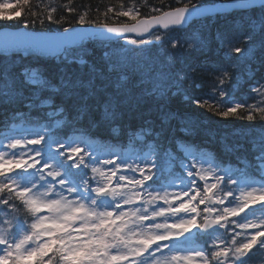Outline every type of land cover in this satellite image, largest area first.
Masks as SVG:
<instances>
[{"label": "snow or ice", "instance_id": "obj_1", "mask_svg": "<svg viewBox=\"0 0 264 264\" xmlns=\"http://www.w3.org/2000/svg\"><path fill=\"white\" fill-rule=\"evenodd\" d=\"M233 7L251 11L245 30L193 37L186 51L200 54L198 63L186 62L179 40L163 47L162 36L145 38L160 17L116 27L86 25L79 15L80 27H62L63 18L49 12L38 17L39 33H15L5 51L24 55L0 59V108L8 112L5 127L21 119L36 128L0 137V264H248L253 250H264V216H255L257 207L264 210V135L251 142V160L234 170L208 158L196 140L199 125L172 108L180 97L208 104L190 94L203 87L198 78L224 100L243 67L257 59L264 65V0ZM202 8L166 12L164 27L189 24ZM119 15L135 20L139 13ZM96 44L103 49L98 60ZM220 49L227 66L210 59ZM229 105L217 115L245 109ZM257 112L264 108L248 105L247 120Z\"/></svg>", "mask_w": 264, "mask_h": 264}, {"label": "trees", "instance_id": "obj_2", "mask_svg": "<svg viewBox=\"0 0 264 264\" xmlns=\"http://www.w3.org/2000/svg\"><path fill=\"white\" fill-rule=\"evenodd\" d=\"M0 0V28L3 26H25L27 28L41 29L38 17H47L49 12L54 16V19L60 20L63 18L62 27L77 24L79 15H85V24L97 23H124L132 21V16L124 17L119 13L122 11L133 10V13H139L138 16L154 14L162 9L173 7L182 4L183 0ZM188 0L186 3H192ZM72 11L69 12L68 9ZM111 9V11H109ZM22 14V15H20ZM251 11H242L234 14H227L219 17L216 21L208 22L203 28L196 29L209 39H213L217 34L226 36H236L245 30L244 21L249 18ZM137 16V17H138ZM5 17H16V19L5 20ZM36 20L33 24L32 21ZM46 22L44 27H48ZM54 28H61V25H52ZM184 51V58L187 63H198L203 57L195 52ZM94 58L99 59L100 50L97 46H93ZM19 59L21 55H13ZM1 58V57H0ZM45 60L50 57L43 58ZM211 61L217 64H226V58L223 56V49L216 51L210 57ZM197 83H203V87L193 89L190 94L199 96L202 100H207L208 104L203 107H198L185 103L183 97L175 98L172 103V108L183 113L182 118L194 121L199 125L198 135L196 140L202 144L203 151L207 153L208 158H222L230 162L233 169L243 168L248 160H251V142L258 140L260 131L264 130V113H254L255 119L247 120V106L264 108V102L257 103L256 96L253 95L251 89L264 86V65L257 59L252 63L242 68L238 73V83L233 81L228 87L230 93L227 99L222 100L218 92L213 93L211 81H202L198 78ZM187 85V81H185ZM264 89V87H263ZM229 100L232 104L241 102L245 104L244 110H238V114L229 117H220L217 111L224 110L229 105ZM8 112L0 108V137L7 135L10 131L19 133L20 128L23 132L29 133L36 128V125L26 122L21 119H9L7 127L4 126L5 117ZM174 125L181 127V120L174 121ZM63 128V125H60ZM94 131V130H93ZM71 134V133H69ZM113 136H118L119 132H113ZM92 140L100 141L113 145L119 149L122 145L117 141L108 139L106 136H90ZM241 144L244 146L242 151L235 153L229 152L228 149L232 145ZM123 146H127V141H124ZM191 147V144L188 145ZM239 157L243 163H237ZM162 172L164 164L161 165ZM238 175V173H237ZM165 177V176H164ZM251 178L259 179L256 174ZM264 252L261 249H255L251 252L248 258V264H264Z\"/></svg>", "mask_w": 264, "mask_h": 264}, {"label": "water", "instance_id": "obj_3", "mask_svg": "<svg viewBox=\"0 0 264 264\" xmlns=\"http://www.w3.org/2000/svg\"><path fill=\"white\" fill-rule=\"evenodd\" d=\"M242 2H243V0H226V1H220V2H215V3H206V4H203V5H197V7L203 6V8L194 17H200V16H203V15H212V14H215V13H222V12L232 11L233 9H237L238 8V7H233V5H237V4H240ZM222 6H228V7H222ZM182 7H184V6H182ZM173 10L166 11V12H172ZM166 12H164V13H166ZM164 13L160 14L159 16H157V17L161 18L160 23L159 24H155L154 23L152 28L155 27V26H158V25L164 27V25L168 24L169 18H166L164 16ZM145 19H148V18H140V19L137 20L136 23H138L140 21H144ZM133 24H130V25H127V26H131ZM114 26L119 27V26H124V25H114ZM169 26H171V25H169ZM78 27H80V26H78ZM21 30H29V29H26L24 27H18V28L2 27V28H0V53L9 54V53L17 52L14 49H9L8 51H5V45L6 44H11L14 41V39H15V33H17L18 31H21ZM36 32L39 33L40 31H36ZM21 53L23 54V52H21Z\"/></svg>", "mask_w": 264, "mask_h": 264}, {"label": "rangeland", "instance_id": "obj_4", "mask_svg": "<svg viewBox=\"0 0 264 264\" xmlns=\"http://www.w3.org/2000/svg\"><path fill=\"white\" fill-rule=\"evenodd\" d=\"M3 2H7V1H5V0H3ZM198 2H204V0H197V2L196 3H198ZM3 6V5H2ZM1 5H0V8H3ZM201 22H203V21H201ZM196 28L195 27H193L192 29H191V31H194ZM179 34H181V36L179 37L178 35ZM195 34V33H194ZM157 35H159V36H162V46L163 47H168L169 45H170V43H171V41H173V40H179L180 42H182V43H184V44H186V42H189L190 41V37H191V43H192V39H193V37H196L195 35H193V33H187V32H185V33H183V32H179L178 30H170V31H166V32H160V31H156V32H154V34L150 37L151 39H154V37L155 36H157ZM187 40H189V41H187ZM156 52H157V49H153V54L155 55L156 54ZM3 59V58H2ZM7 59H8V61L9 62H11L12 60H13V58L12 57H7ZM159 59V58H158ZM15 60V59H14ZM261 90H264V89H261ZM255 95H258L259 94V100H264V96H262V95H260V93L259 92H256V93H254ZM24 134V133H23ZM26 134V133H25ZM19 135V134H18ZM262 135H264V133H262ZM29 138H31V136L29 135ZM5 143H7L6 141H5ZM102 159H103V157H102ZM131 162V161H130ZM205 167H207V165L205 166ZM210 175V174H209ZM203 183H201L200 185H199V187H200V189H201V191H202V189H203ZM194 194V193H193ZM239 193H238V191H237V195H238ZM217 195H219V193H217ZM203 206H201V208H202ZM255 216H257V217H259V216H264V211L262 212V213H256L255 214ZM199 218V217H198ZM250 219L252 218L251 216L249 217ZM222 231L223 230H221V233H222ZM220 233H218V235H219ZM229 239H230V237H229Z\"/></svg>", "mask_w": 264, "mask_h": 264}, {"label": "bare ground", "instance_id": "obj_5", "mask_svg": "<svg viewBox=\"0 0 264 264\" xmlns=\"http://www.w3.org/2000/svg\"><path fill=\"white\" fill-rule=\"evenodd\" d=\"M219 16H220V15H219V14H217V18H219Z\"/></svg>", "mask_w": 264, "mask_h": 264}]
</instances>
